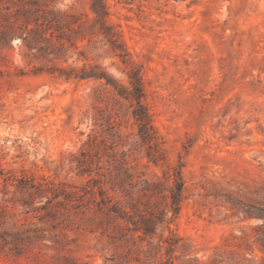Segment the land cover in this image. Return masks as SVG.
I'll return each mask as SVG.
<instances>
[{
    "label": "rangeland",
    "instance_id": "1",
    "mask_svg": "<svg viewBox=\"0 0 264 264\" xmlns=\"http://www.w3.org/2000/svg\"><path fill=\"white\" fill-rule=\"evenodd\" d=\"M104 1L0 0V264H264V0Z\"/></svg>",
    "mask_w": 264,
    "mask_h": 264
},
{
    "label": "trees",
    "instance_id": "2",
    "mask_svg": "<svg viewBox=\"0 0 264 264\" xmlns=\"http://www.w3.org/2000/svg\"><path fill=\"white\" fill-rule=\"evenodd\" d=\"M92 10L96 14V20L100 21L101 24L107 26L106 21H107L108 11H107V8L105 5V1L104 0H93ZM104 75L105 74L98 75L95 77H97V78L106 77L107 83H112L110 78H108L107 76H104ZM66 77L69 79L72 76L68 75ZM75 77L84 78L86 76L79 74ZM132 83H133V90L131 91V95L137 100V104H138V108H136L134 110V115L140 121L141 128L143 127V129L147 133L148 129L151 126V119H150V115H149L148 111L146 110L145 106L143 105V103L141 101V95H142L141 84H140L139 80H137L136 82H132ZM180 190H181V186H179V192H180ZM179 192L177 194H179Z\"/></svg>",
    "mask_w": 264,
    "mask_h": 264
}]
</instances>
